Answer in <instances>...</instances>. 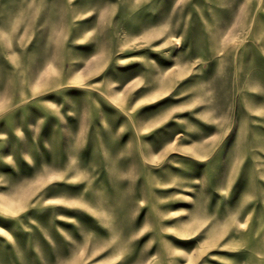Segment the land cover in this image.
<instances>
[{"label": "rangeland", "instance_id": "obj_1", "mask_svg": "<svg viewBox=\"0 0 264 264\" xmlns=\"http://www.w3.org/2000/svg\"><path fill=\"white\" fill-rule=\"evenodd\" d=\"M0 264H264V0H0Z\"/></svg>", "mask_w": 264, "mask_h": 264}]
</instances>
